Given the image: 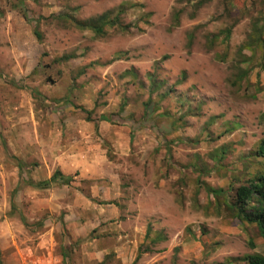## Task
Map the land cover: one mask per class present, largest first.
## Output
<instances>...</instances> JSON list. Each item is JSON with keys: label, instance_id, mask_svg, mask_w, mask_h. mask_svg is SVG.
<instances>
[{"label": "rangeland", "instance_id": "rangeland-1", "mask_svg": "<svg viewBox=\"0 0 264 264\" xmlns=\"http://www.w3.org/2000/svg\"><path fill=\"white\" fill-rule=\"evenodd\" d=\"M102 15L101 33L74 22ZM263 111L264 0H0V264H70L84 247L108 251L92 264L264 255L229 208L264 172ZM100 159L107 198L81 176ZM60 168L70 187L40 184ZM78 204L118 210L76 244L62 224Z\"/></svg>", "mask_w": 264, "mask_h": 264}, {"label": "trees", "instance_id": "trees-1", "mask_svg": "<svg viewBox=\"0 0 264 264\" xmlns=\"http://www.w3.org/2000/svg\"><path fill=\"white\" fill-rule=\"evenodd\" d=\"M100 19L103 20L100 24H95L92 21L74 20V22L80 28H89L100 33L103 25L114 24L112 19H108L104 15L100 16ZM259 118L264 123V111ZM102 119L106 118L102 117ZM254 154L257 157H264V136L260 139ZM70 180L71 178L64 176L60 170H55L48 180H44L40 184L44 185L49 182L69 184ZM229 208L239 221L255 224L260 236L264 239V172L234 188L233 201ZM243 261L247 264H264V255L256 252L248 253L243 257Z\"/></svg>", "mask_w": 264, "mask_h": 264}, {"label": "crops", "instance_id": "crops-1", "mask_svg": "<svg viewBox=\"0 0 264 264\" xmlns=\"http://www.w3.org/2000/svg\"><path fill=\"white\" fill-rule=\"evenodd\" d=\"M89 165L93 167L87 170L83 169L82 171L83 173L81 174L82 178L93 179L95 181L98 180V182H100L99 184L96 182L94 186L90 188L89 192L91 196L93 197L95 196L97 198H107V196L113 190V185L111 186V184H114L113 172L107 168V162L103 163L101 159L99 160V163H95L92 161V163ZM60 171L64 176L71 178L69 184L72 185L74 183V180H73V176L71 175V172L70 171L65 172L61 168ZM69 184H63V185H68L70 187L71 185ZM83 200L84 203H87L86 201H88L86 197L83 198ZM74 206L75 207H69L68 212L66 211L62 226L67 231L69 238L72 241H74L76 244L78 243V241L82 240L81 236H84L89 228H94V226H98L102 224L101 222H104L105 220L112 218L118 210V207L113 205L108 209L111 211V213L106 214V216L104 217L101 216L97 217L95 220V218L93 219V218L83 217L85 214L92 212L91 211L92 209L90 207H88L87 209V207L79 204L77 206L76 205ZM139 214H141V210H139ZM69 215L73 216L74 219L72 220V218H70ZM86 243L89 244L90 242L85 240L80 245L84 247ZM107 252L108 251L106 248H101L100 250L93 251V250H87V248L84 247L78 253L79 255H77L76 257L73 256V259L70 261V264H92L93 261L92 258L94 257H96L95 260L97 262L102 263L104 261V254ZM62 258L67 259L65 255H62Z\"/></svg>", "mask_w": 264, "mask_h": 264}]
</instances>
